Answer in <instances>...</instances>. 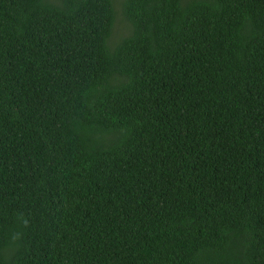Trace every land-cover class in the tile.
I'll return each instance as SVG.
<instances>
[{"label":"trees","instance_id":"obj_1","mask_svg":"<svg viewBox=\"0 0 264 264\" xmlns=\"http://www.w3.org/2000/svg\"><path fill=\"white\" fill-rule=\"evenodd\" d=\"M0 0V264H264V0Z\"/></svg>","mask_w":264,"mask_h":264},{"label":"rangeland","instance_id":"obj_2","mask_svg":"<svg viewBox=\"0 0 264 264\" xmlns=\"http://www.w3.org/2000/svg\"><path fill=\"white\" fill-rule=\"evenodd\" d=\"M121 3L122 0H116L115 8H116V20L113 28L112 36L109 40V43L115 42L121 35H125L128 30V23L123 20L121 15Z\"/></svg>","mask_w":264,"mask_h":264}]
</instances>
